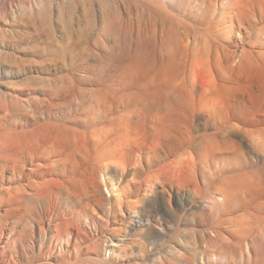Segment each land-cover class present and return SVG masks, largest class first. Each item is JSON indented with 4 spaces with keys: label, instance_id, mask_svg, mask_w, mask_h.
Wrapping results in <instances>:
<instances>
[{
    "label": "bare ground",
    "instance_id": "1",
    "mask_svg": "<svg viewBox=\"0 0 264 264\" xmlns=\"http://www.w3.org/2000/svg\"><path fill=\"white\" fill-rule=\"evenodd\" d=\"M118 1L141 14L108 3L72 17L87 49L70 91L8 88L13 70L0 73V264L34 248L40 261L138 250L175 264L183 200L200 202L189 221L204 236L201 261L185 264H264V0ZM25 199L41 210L23 240L7 221Z\"/></svg>",
    "mask_w": 264,
    "mask_h": 264
},
{
    "label": "rangeland",
    "instance_id": "2",
    "mask_svg": "<svg viewBox=\"0 0 264 264\" xmlns=\"http://www.w3.org/2000/svg\"><path fill=\"white\" fill-rule=\"evenodd\" d=\"M5 1H6V3H5ZM10 1H11V3H10ZM18 1L20 2V4L18 3ZM7 2L9 3V5H8ZM57 2H58V4H57ZM69 2H70V4H69ZM108 3L109 4H113V5H117L118 4L119 7L125 6L127 8H131L129 10H130V12H132V16L134 18H136L138 16V14H141V8L140 9L138 8L140 6L135 1L119 2L118 0H39V1L38 0H36V1L35 0H30V1L29 0H0V23H1L0 24V30H1L0 31V34L2 35V36H0V38H1L0 39V65H1L0 66V73L2 74V72L5 70V68H6V71H8V70L9 71H12L13 70L12 72H10L12 74V76H13V77L11 76L12 78H10L9 80L4 78V81L3 82L6 83L5 86L8 87V88H13V89H21V88H25V86H26V88L28 87L29 89H33L35 91H40V90L51 91L49 93H52V91H54L55 89L62 90V92H65V91L68 92V91H70L71 90V87L76 85V79H77V77L81 75L82 66L84 64V55H83V53L87 49V46L84 43L80 44L79 46H76V45H74L72 43L73 40L77 36L80 39H84L85 38V32L82 29V30H80V32L77 31L76 33H74L75 32V29L71 28L72 27V22H73V20L71 21V19H72V17H74V15L75 16H77V15H84V17H85V19L87 21H90V20L92 21V18L94 16L95 12L97 10H99L100 8L106 9L105 8L106 6H104V5H106ZM28 4H29V6H28ZM63 4L64 5H67V6H64ZM48 5L51 6V7H49ZM59 6H61V7H59ZM36 7H38V8H36ZM81 7H82V9H81ZM50 8H52V9H50ZM64 8H66V9H64ZM14 9H15V11H14ZM20 9H21V11H19ZM90 9H92V10H90ZM27 10H29V12H25ZM30 10H32V11H30ZM50 10H52L51 13H49ZM79 11H81V12H79ZM33 12H35V13H33ZM56 12H57V15L55 16ZM14 14L15 15L16 14L19 15V18L20 19L18 17H16L17 15L15 16L16 18H13L14 17ZM22 14H24V17L25 18L23 16L20 17V15H22ZM26 14H28V16ZM8 15H10V16H8ZM89 15H91V16L88 17ZM35 17H38V18H35ZM87 17H88V19H87ZM48 18L51 19V20H48ZM64 18H66V19H64ZM15 19H17V21ZM1 21L2 22H5V23H2ZM13 22H15V23H13ZM19 22H20V24H19ZM69 22H70V25H69ZM45 23H46V25H45ZM4 24H6L7 26L4 25ZM42 24H43V26H42ZM49 26H50V28H49ZM8 28H9V30H8ZM83 28H84V25H83ZM43 29H45L47 31L45 32V30H43ZM58 29H60V30H58ZM18 30H20V31H18ZM51 30H55V31H51ZM52 32H54V33H52ZM53 34L55 35V37H54ZM14 35H16V36H14ZM7 37H8V39H7ZM49 38H51V40ZM13 39L15 41H13ZM63 39H67V40H63ZM2 42L5 43L6 45L3 44ZM13 44H14V46H12ZM56 44H58V45H56ZM10 48H12L13 50L10 49ZM5 52H6V54H5ZM2 53L5 54V55L3 54L4 55L3 57H1L2 56ZM6 56L8 57V60H7V57ZM10 57H12L13 60ZM3 59H5L6 61L3 62ZM8 62H11V63H8ZM53 69H55V70H53ZM22 72H24V73H22ZM29 77H31V79ZM51 77H53V78H51ZM54 78H56V79H54ZM23 79L25 81H27V82H25ZM53 80L54 81H57V86L56 85H53V83H52ZM69 82H70V84H68ZM5 83H3V84H5ZM12 83H13L14 86L11 85ZM8 100L3 99L2 101L4 103H7ZM262 168L263 167L259 165L256 168V171H257L256 173L257 174H261L263 172ZM182 202L184 204H186L187 206H185L184 209H181V210H179L177 212V217L176 218H174L173 220H170L169 221L170 222L169 224L172 225L171 227L173 228L171 230V232H173V231L174 232L172 234H170L171 232H169L168 242L170 244H173V245H175L177 243V249L180 252H182L181 253L182 254L181 255L182 257L180 256V259L181 260L178 261V255H177V263H175V264H185V261L186 260H190L192 263H199L201 261L200 260V257L202 256V254L204 252L203 251V248H202V246H204V244H203L204 236L201 233L203 231V229L201 227H198L195 224H192V223L190 224L189 219L191 220L194 217L197 218L199 216L198 210H200L199 209V206H200L199 203L200 202L192 203L193 205L192 204H187L186 202H184V200ZM33 204L34 203H32L29 199H25V201H23L22 204L19 205L20 213L17 215V218L14 219V220L8 219V221H7V223H9L10 221L13 222V224H11L12 225L11 226L12 227V232L21 235V239H23V237H22V236H24L23 234L29 233V232L31 233L32 230L35 229V225L39 221L38 220L39 219L38 218L39 217L38 212H40V210H41L40 207L41 206H39L40 204H36V203H35V205H33ZM189 207H191V208H189ZM32 208L34 209V211L32 210ZM36 210H37V212H36ZM28 211L31 212V214ZM32 211L34 212L33 215H32ZM22 214H24V215H22ZM19 215H21V216H19ZM21 217H22V219L19 220V218H21ZM26 218H29V219L26 220ZM51 218L55 219V217H51L50 216V217L46 218V220H50ZM182 221H183V223H182ZM12 222H10V223H12ZM15 222H17V223H15ZM185 223H187V224H185ZM25 224H26V226H25ZM184 225H185V227H184ZM15 226H17V227H15ZM120 226L121 225L119 224L118 225L119 229L120 230H123V226H121L122 228H120ZM213 226L214 227H218V226L224 227V224H213ZM33 227H34V229H33ZM127 227H128V225H127ZM28 228L30 229V231H29ZM195 228H197V229H195ZM16 229H18V230L16 231ZM18 231L19 232L21 231V232L19 233ZM189 231H191V232H189ZM104 232H105V234H109L108 233L109 231L102 230L101 231L102 234L100 233V231H98L99 234L97 236V235H95V232H93L94 233L92 235L93 241H95L96 238L103 236L104 235ZM137 232H144V231L138 230ZM188 233H190V234H188ZM193 235H195V236H193ZM196 235H198L199 238ZM194 237H195V239H194ZM23 240H25V239H23ZM197 241H199L200 243L197 242ZM190 244L194 245V247L192 245H190ZM189 249L192 252L189 251ZM33 250H34V252H36L37 255H34V254L32 255V253H34V252H31L30 249H27L26 252H23V249H20L19 250V253H18V259L19 260L17 259L16 262L18 264H24V263L25 264H30V263L31 264H39L40 262L42 264H45V262H46V264H50V263H52V264H56V263L57 264H63V263L64 264H104L103 261H100V260H102V257L97 258V256L94 255V253H92V252L90 254H88V255L86 253H84L81 256H76V258H75L74 255H71V254H68L67 255L66 254V255L60 256L57 259L50 258V260H47V261H40L39 259L41 258V255L39 254L38 249L34 248ZM185 250H186V252H185ZM137 253H138V250L135 251V253H133V254H132L131 251H128V253H126L124 255V257H123V259H122L121 262H119V261H117V262L115 261L114 262L112 260H109L105 264H110V263L111 264H118V263L119 264H146L152 258V256H150V255L143 256V258H142V257L138 256ZM184 254L187 255V256L185 255V258H184ZM193 256H195V257H193ZM94 257H96L95 260H94ZM22 259L25 260L26 262L23 261ZM75 259H77V260H75ZM183 259H184V261H182ZM57 260H58V262H57ZM195 260H196V262H195ZM38 261H40V262H38Z\"/></svg>",
    "mask_w": 264,
    "mask_h": 264
}]
</instances>
